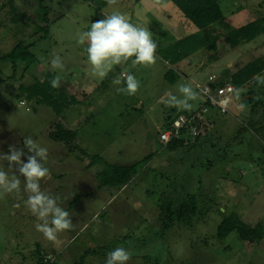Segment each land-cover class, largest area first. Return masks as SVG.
<instances>
[{"label":"rangeland","instance_id":"374dc122","mask_svg":"<svg viewBox=\"0 0 264 264\" xmlns=\"http://www.w3.org/2000/svg\"><path fill=\"white\" fill-rule=\"evenodd\" d=\"M259 1H245L238 9L234 0H220L224 18L209 27L212 35L221 36L253 20ZM44 3L49 7L48 19L53 20L45 37L33 34L38 23L34 27L26 16L35 15L40 23L38 0H14V13L19 15L15 22L9 4L0 12V56L20 40L35 41L30 49L36 55L29 65L18 60L15 68L10 61L0 60V154H8L10 145L23 148L21 159L27 162L30 153L23 143L27 136L45 147L49 176L41 181V190L59 197L58 204L69 211L73 227L55 241L37 231L38 220L25 205L28 194L20 177L19 194L0 196V264H105L107 253L117 247L131 253L128 264H264V237L259 242L243 241L236 231L222 239L216 236L218 225L233 212L246 224L264 229V134L249 125L262 107L252 112L242 100L249 88L264 86V70L237 88L227 114L209 107L207 136L202 135L196 146L167 150L156 140L172 116L200 109L197 86L209 75L225 77L231 62L233 71L257 58L264 62V33L231 50L220 37L176 66L172 43L194 33L195 26L172 0H120L112 7L106 0ZM113 12L149 29L158 45V59L147 67H133L129 61L100 79L91 73L87 44L79 45L77 38L90 30L92 21ZM54 55L61 57L63 70L51 69ZM47 72L59 77L67 92L79 100L59 118L77 131L69 144L49 139L50 125L57 121L51 108L29 101L20 92L21 85L43 80ZM167 72L183 79L171 83ZM128 74L140 82L131 96L117 91L125 86ZM80 75L96 83L88 95L83 93L86 82L70 84ZM116 78L121 79L120 85L113 84ZM181 84L198 93L190 109L163 102L169 94L179 97ZM93 155L99 160L91 164ZM104 161L137 164L136 176L121 189L100 187ZM0 166L12 174L6 161L0 160Z\"/></svg>","mask_w":264,"mask_h":264},{"label":"trees","instance_id":"16d2710c","mask_svg":"<svg viewBox=\"0 0 264 264\" xmlns=\"http://www.w3.org/2000/svg\"><path fill=\"white\" fill-rule=\"evenodd\" d=\"M176 5L178 10L182 13V15L190 21L198 30L194 33H191L179 40H176L175 43H172L173 51L177 52V54L172 59V63H177L180 60L188 57L190 54L195 52L196 50H200L201 48L209 47L210 43L216 42L220 37L221 41L230 48L235 49L239 47V45L243 43H247L253 41L255 38L259 37L264 33V0L259 1L254 11L255 18L246 22L244 25L240 27H235L229 29L228 31H224L222 35H212L209 27L213 26L215 23L220 22L224 18V14L222 12L220 6V0H172ZM237 3V8L240 9L242 7V3L248 0H234ZM239 2V3H238ZM6 4H9V12L12 9V12H15V8L17 6L14 4V0H0V12ZM47 5V4H46ZM38 7L41 13L39 14V22L36 21V16L33 18L26 15L29 21L34 24L38 23V25L34 29V33L36 35L47 36L48 34V26L51 21L48 19V6H45L44 0H38ZM14 9V10H13ZM24 15V14H23ZM18 14H13L11 20L13 22L17 21ZM1 22V21H0ZM1 26V23H0ZM207 35H202L204 33ZM41 36V35H40ZM42 36V37H43ZM32 43L25 44L22 40L18 41L7 53L0 56V60H8L12 63L13 68L16 67V62L21 60L25 65H29L36 59V55L31 51ZM216 45V43H215ZM213 45V46H215ZM264 70V62L261 58L255 59V61L246 64L242 68L237 71H233V69L228 68L224 72V76H230L232 78V82L234 83L236 90L237 88H242L249 84L252 80L262 74ZM222 76V75H221ZM56 77L53 73L47 72L43 80H38L35 78V81L28 85H21L20 92L23 93L24 98L29 101H34L36 104H45L50 107L51 110L55 114L56 122H52V131H50L47 135L49 139L54 142H64L69 144L72 141H75L77 138V131L73 128L65 126L59 118L65 114L70 105L77 104L79 100L77 98L68 93L66 87L60 86L58 89H54L50 85V80ZM168 81L171 83L174 82L177 78V74L169 75L166 73ZM223 77V76H222ZM255 77V78H254ZM222 80L217 82L216 85H220ZM243 102L251 105V110L257 111L259 106L262 107L261 113H259V117L257 119H251L249 125L254 132H259L258 134H264V86L261 85L257 89H250L247 91L246 96L243 94ZM178 115V114H177ZM175 115L174 118L177 116ZM171 117L170 121H166L163 124V128L169 126V123L174 119ZM59 120V121H58ZM208 122V121H207ZM248 125V126H249ZM202 131H207V125L205 122L202 126ZM200 137H198L193 143H189L188 145H184L183 138H179L177 140H172L170 143L163 145L167 150H174L175 148H186L190 146H196ZM69 150H72L70 147ZM91 164L96 162L95 160H99L98 157L93 155ZM102 161V160H101ZM104 166L100 171V187H110V188H118L121 189L123 186L127 185V183L136 176L137 173V164L131 165H116L106 163L104 161ZM142 163L140 166H142ZM184 204L183 206H185ZM177 212V208H176ZM178 213V212H177ZM232 231H236L238 236L243 241L248 242H259L262 240L264 236L263 227L259 224L255 226H251L246 224L240 217H238L237 213H230L226 215L221 223L217 227L216 236L220 239L226 237ZM95 253H99L100 251H94ZM47 255V259H48Z\"/></svg>","mask_w":264,"mask_h":264},{"label":"clouds","instance_id":"9594fccd","mask_svg":"<svg viewBox=\"0 0 264 264\" xmlns=\"http://www.w3.org/2000/svg\"><path fill=\"white\" fill-rule=\"evenodd\" d=\"M120 0H106L109 7L118 5ZM77 43L85 45L87 62L91 66V73L100 79L107 77L115 66L127 64L131 61L133 67L137 65L151 66L158 59L156 53L158 45L153 40V34L148 28L131 23L123 13L113 12L104 19L91 23L90 30L78 34ZM52 70H63L64 63L60 56L54 55L50 60ZM230 77V76H229ZM255 78V77H254ZM121 79L116 78L113 84L120 85ZM123 88L118 92L135 95L140 82L132 74H128L123 81ZM50 85L54 89L61 86L59 77H53ZM180 96L169 94L163 101L166 105L190 109V101L197 100L198 93L192 86L178 85ZM24 148L30 153L27 162L21 159L25 155L23 148L9 146L8 154H0V160L6 161L11 175L0 166V196L6 194H19L21 192V178L23 177V192L27 193L25 205L30 213L38 220L37 231L43 236L55 241L58 235L71 230L73 222L69 211L58 204L59 197H53L41 190V181L49 176V169L45 166L48 151L40 146L32 137L24 139ZM16 173H19L17 175ZM131 253L117 247L107 253L105 264H128Z\"/></svg>","mask_w":264,"mask_h":264},{"label":"built area","instance_id":"2783aa9c","mask_svg":"<svg viewBox=\"0 0 264 264\" xmlns=\"http://www.w3.org/2000/svg\"><path fill=\"white\" fill-rule=\"evenodd\" d=\"M221 80L222 83L216 85ZM197 88L202 99L200 109L186 114L179 113L168 127L159 130L157 140L160 144L166 145L179 138H183L184 145L193 143L201 136L203 123L208 121L209 107L216 108L221 114L229 112L232 95L236 91L231 77L212 74Z\"/></svg>","mask_w":264,"mask_h":264},{"label":"crops","instance_id":"0c3cea01","mask_svg":"<svg viewBox=\"0 0 264 264\" xmlns=\"http://www.w3.org/2000/svg\"><path fill=\"white\" fill-rule=\"evenodd\" d=\"M237 4V3H236ZM178 9V8H177ZM236 10H238V9H236ZM179 11V10H178ZM257 11V10H256ZM180 12V11H179ZM181 13V12H180ZM168 15V14H167ZM181 15H182V13H181ZM183 16V15H182ZM184 17V16H183ZM185 18V17H184ZM254 19V18H253ZM187 20V19H186ZM95 21V20H94ZM188 21V20H187ZM250 21V20H249ZM198 29L195 27V29H194V31L193 32H196ZM222 40V39H221ZM226 45L224 44V47H225ZM203 48H205V47H203ZM203 48H201V49H203ZM225 48H227V47H225ZM229 48V47H228ZM227 48V49H228ZM229 50H231L230 48H229ZM193 55V53L192 54H190L188 57H190V56H192ZM185 60L184 59H182V60H180L179 62H177V63H175V65L177 66H181V64L184 62ZM232 65H233V62H231V63H229L228 65H227V67L228 68H231L232 69ZM122 75H124V73H122ZM126 76V75H125ZM184 76L185 77H187V74H184ZM182 80L183 78H176V80H174V82L175 81H178V80ZM78 80H81V81H83L84 83L86 82V85H84V90L85 91H83V93H84V95H88L89 93H90V91L91 90H93V89H95V87H96V83H94V81H92V80H90V78L88 77V78H86V77H84V75H80V76H77L74 80H72L71 82H70V84L72 83V82H78ZM179 80V81H180ZM79 83H81V82H79ZM83 83V84H84ZM87 87V88H86ZM88 90V91H87ZM78 100V99H77ZM81 101V100H80ZM209 116L210 115H208V118H209ZM203 132V131H202ZM207 136V133H206V131L204 132V133H201V138L203 137V136ZM200 138V139H201ZM156 140H157V136H156ZM157 143H158V145L159 146H161L162 148H165L162 144H160L159 142H158V140H157ZM199 144V143H198ZM199 146H201V145H199ZM166 149V148H165ZM264 230V229H263ZM264 237V236H263ZM263 239V238H262Z\"/></svg>","mask_w":264,"mask_h":264}]
</instances>
